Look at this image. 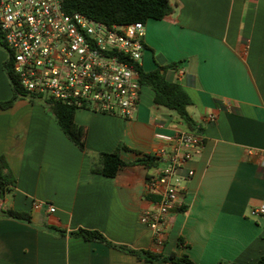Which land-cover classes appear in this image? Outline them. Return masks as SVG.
Masks as SVG:
<instances>
[{"label": "crops", "instance_id": "crops-1", "mask_svg": "<svg viewBox=\"0 0 264 264\" xmlns=\"http://www.w3.org/2000/svg\"><path fill=\"white\" fill-rule=\"evenodd\" d=\"M170 3L169 15L146 22L141 65L151 71L180 64L168 76L192 98L188 111L205 146L186 164L194 175L182 185L183 206L169 216L163 246L139 221L155 199L146 192L155 169L130 163L109 177L91 166L119 145L127 162L153 153L165 145L155 132L189 129L180 116L155 105L153 90L142 86L129 118L75 113L86 129L81 150L41 103L22 97L0 109V154L17 178L0 199V264H177L130 250L187 254L198 264H253L264 256V216L250 214L264 204V0ZM7 59L0 45V101L13 95ZM211 113L215 122L206 120ZM8 209L29 213L31 222L6 216ZM79 228L98 230L129 250L71 234Z\"/></svg>", "mask_w": 264, "mask_h": 264}, {"label": "built area", "instance_id": "built-area-1", "mask_svg": "<svg viewBox=\"0 0 264 264\" xmlns=\"http://www.w3.org/2000/svg\"><path fill=\"white\" fill-rule=\"evenodd\" d=\"M64 1L0 0V33L22 88L30 98L60 101L77 111L131 117L141 101L140 74L133 63L141 64L146 22L109 25L68 13ZM216 119L213 113L206 117L208 122ZM154 136L165 145L152 153L159 165L148 176L146 192L155 199L140 212L139 221L161 247L169 216L182 209V185L194 175L186 164L202 153L205 137L190 129ZM250 214L264 216V204Z\"/></svg>", "mask_w": 264, "mask_h": 264}, {"label": "trees", "instance_id": "trees-1", "mask_svg": "<svg viewBox=\"0 0 264 264\" xmlns=\"http://www.w3.org/2000/svg\"><path fill=\"white\" fill-rule=\"evenodd\" d=\"M64 7L68 13L80 12L109 25L125 24L134 21L147 22L149 19H163L172 12L170 0H65ZM0 45L6 48L1 33ZM133 65L136 66L139 71L142 86H148L153 90L155 105L164 106L168 109L174 110L189 129L198 132L201 131V127L197 125L196 121L188 111V107L193 103L192 98L179 82L168 76L170 70H175L180 67L178 62H171L166 65L158 64V67L151 71L144 70L142 65L138 62H134ZM4 69L10 79L13 95L8 100L0 101V109L9 108L16 100L27 96L26 91L22 88L19 79L13 70L10 57L5 61ZM35 99L37 98H31V100ZM46 101L50 104V109L60 128L81 150H85L86 129L75 121V113L77 112V109L60 101H54L51 99H46ZM122 147L125 146L119 145L114 151L102 152L99 155V161L92 164V172L114 177L122 167L130 163L143 164L148 168H154L159 165V158L152 153L143 154L135 161L127 162L121 156ZM16 185L17 178L10 168L7 158L0 154V199L4 198L8 193L13 192ZM4 213L8 217L31 222V215L27 212L8 209L4 211ZM54 228L59 230L61 234L66 233L65 230L56 227ZM71 234L84 237L87 240H96L110 246L129 250L125 246H118L111 243L98 230L79 228L72 231ZM130 251L137 253L147 261L162 260L177 264H198L187 254L179 256L177 254H156L147 250ZM218 264L239 263L220 261ZM253 264H264V256L259 258Z\"/></svg>", "mask_w": 264, "mask_h": 264}, {"label": "rangeland", "instance_id": "rangeland-1", "mask_svg": "<svg viewBox=\"0 0 264 264\" xmlns=\"http://www.w3.org/2000/svg\"><path fill=\"white\" fill-rule=\"evenodd\" d=\"M23 98L24 99H31L28 95L24 96ZM34 101L37 102V103H41L45 107L46 112H49L53 116V113H52V111L50 109V104L46 101V99H35ZM54 119H55V117H54ZM55 121H56V119H55Z\"/></svg>", "mask_w": 264, "mask_h": 264}]
</instances>
